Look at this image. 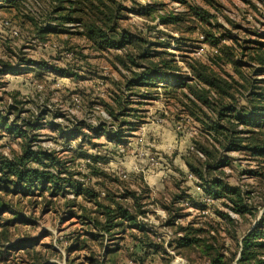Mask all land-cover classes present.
Wrapping results in <instances>:
<instances>
[{
	"label": "trees",
	"instance_id": "trees-1",
	"mask_svg": "<svg viewBox=\"0 0 264 264\" xmlns=\"http://www.w3.org/2000/svg\"><path fill=\"white\" fill-rule=\"evenodd\" d=\"M27 1L0 0V10L19 11ZM152 1L144 15L155 10L164 11L163 0ZM171 1L179 2L184 10L164 12L160 16L161 24L190 31L201 25L203 42L210 46L207 61L181 54V61L190 74H185L180 60L169 50L172 40L178 44V49L188 47L186 38L178 40L156 31L153 26H150L155 28L153 34L149 30L146 33L134 32L124 27V7L119 0H50L52 10L49 18L53 24L38 28L41 38L48 34L81 37L90 50L111 57L119 78L96 76L95 80L103 81L95 84L103 86L104 90L90 103L102 107L112 123L108 128L107 122L96 127L80 122L72 130H65L53 121L44 124L42 119L47 113H41L34 120L22 119L18 92L14 93V102L8 105V110L16 114L14 118L11 120L0 112V264H13L11 253L17 249H27L30 257L22 264H60L49 263V258L35 249L33 243L31 248L25 242L8 245L13 242L14 231H18L19 225L34 224L27 220L24 209L37 211L42 206V210L48 213L57 201H64L66 216L63 221L77 218L82 225L81 231L70 237V244L65 246L69 254L86 249L87 242L91 240L102 247V258L108 257L115 263L122 249L118 239L130 236L136 248L135 263L146 264L149 255L160 254L161 264H170L172 255L138 220L148 212L144 209L151 193L145 190L139 193L138 188L133 190L128 183L132 179L140 181L142 176L112 170L108 168L109 156L100 150L90 152V149L98 148L93 138L102 136L108 143L119 147L126 130L137 131L145 124L141 106L148 100L158 99L161 94L168 105L183 115L178 122L194 125L192 148L182 156L189 170L187 173L177 170L181 178L167 174L171 186L166 187L159 200L170 217L167 225L175 228L169 247L186 258L189 264H234L240 254L238 264H264V213L258 217L259 209L264 207V78L256 77L264 75V43L251 41L252 45L239 44L242 49L240 57L247 58L246 65L236 58L232 44L223 43L227 35L216 34L214 29L218 28L210 22V12L192 0ZM4 23L10 26L9 21ZM14 31L17 30L11 33ZM68 44L65 51L81 53ZM23 61L22 65L31 62L35 68L20 70L11 64H3L0 77L24 71L35 72L41 81L46 73L56 78L77 80L81 77L73 69ZM133 105L137 106L133 108ZM58 114L54 117H59ZM45 126L58 133L54 139L62 142L63 150L48 149L41 144L37 131ZM86 129L89 133L85 132ZM16 143L18 150L14 148ZM6 148L9 154L2 150ZM230 151L244 153L259 163L257 168L248 171L260 186L259 194L226 181L225 167L230 159L224 153ZM189 175L197 181L200 192L192 190L189 193L190 188L181 185ZM70 195L74 197L69 198ZM191 208L199 217L184 225L176 223V220L184 218L181 211ZM211 211L216 217H211ZM233 215L252 219L251 226L240 234L236 230L237 218ZM208 216L213 220H204ZM217 226L231 229L229 235L235 242L232 251L217 238ZM106 240L108 243L104 245ZM94 258H89L91 263H100ZM68 264L72 261L68 260Z\"/></svg>",
	"mask_w": 264,
	"mask_h": 264
},
{
	"label": "rangeland",
	"instance_id": "rangeland-1",
	"mask_svg": "<svg viewBox=\"0 0 264 264\" xmlns=\"http://www.w3.org/2000/svg\"><path fill=\"white\" fill-rule=\"evenodd\" d=\"M119 1L124 7L125 17L122 20L124 27L134 32L146 33L149 30L153 34L155 28H150L153 26L156 27V31L160 30L178 40L186 38L189 45L185 49H178V44L174 40H172L169 48L180 60V65L185 74L190 73L188 67L181 61V54L186 55L187 58L209 60L208 56L211 50L209 44L203 42L204 30L201 25L190 31L188 28L177 30L173 25L161 24L160 16L164 15V12L177 13L184 10L179 2L161 0L164 4V11L155 10L150 15H144L145 9L151 6L152 0ZM192 2L210 12V22H213L217 25L216 28L220 29V31L214 29L216 34L218 36L226 34L227 37L223 43L232 44L233 51L237 55L236 58L247 65V58L241 59L240 57L242 49H240L239 44L248 46L252 45L251 41L264 43V0H192ZM51 10L50 0H38V2L28 0L19 11L6 12L0 10V68L3 67V64H11L20 70L35 68L34 65H30L31 62H27L26 65L21 64L24 62L23 60H31L35 63L45 62L49 66L55 65L64 69L76 70L81 77L77 80L56 78L52 74L46 73L44 74L45 79L42 78L43 81H41L36 77L35 72L31 71H24L18 75H1V114L11 120L14 118L16 114L12 113V110H8V105L14 102L13 95L18 92L17 100L21 102L20 114L22 119L34 120L41 113H47L42 119L44 124L53 121L61 124L65 130H72L80 122L92 127L107 122L106 125L111 128L112 119L107 112L102 107L92 106L90 103L95 97L101 96L104 90L103 86L98 87L95 84L96 81L100 84L103 81L102 79L100 81L99 79L95 80L96 76L119 78L118 71L111 64V57L102 55L100 51L90 50L89 45L81 37L48 34L41 38L38 34V28L53 24L49 18ZM5 21H9L10 26H6ZM15 29L18 31V35L11 33ZM67 42L69 43L68 47L81 53L73 54L65 51ZM244 68L248 71L247 66ZM256 77L263 79L264 75ZM146 102L143 106L139 105L142 107V114L145 115V124L140 126L137 131L126 130L124 141L119 147H115L114 143H108L104 136L93 138V143L98 144V148L90 149V152L96 153L100 150L102 154L109 156L111 160L108 168L112 170L142 176L140 181L132 179L128 183L131 189L136 190L138 188L139 193L141 190L151 193L144 209L148 212L143 216L141 215L144 218L142 225L145 224L146 228L158 237V240L172 255L170 264L175 261L181 264L182 260L186 262L188 260L177 255L168 245V242L174 237L175 228L167 225L170 217L161 207L159 200L165 194L166 187L170 185L168 177L165 176L169 174L181 178L177 170L186 173L189 170L182 156L186 155L187 151L192 148L191 136L194 134V125L190 122H178V119L183 115L178 114L174 106L168 105L162 94L158 99ZM136 106L133 105V108ZM56 113H59L57 118L54 117ZM132 121L136 122V119ZM86 130L85 132L89 133L88 129ZM37 133L45 148L63 150L62 142L54 139L58 133L49 126L39 129ZM86 147L88 148V146ZM14 148L19 149L17 143ZM2 150L9 154L7 148ZM224 156L230 159L229 165L225 167L226 181L230 185H242L245 190H255L256 195L259 194L257 192L261 191L260 186L248 172L257 168L259 163L239 151L226 152ZM81 169L84 170L82 167ZM78 178L83 180L81 177ZM181 185L184 188H190L189 193L192 190L200 192L197 189V181L194 179H187ZM73 197V195L69 196V198ZM80 200L82 199L80 198ZM63 204L64 201H57V205L48 213L42 210V206L37 211L24 209L23 214L27 220L34 222V224L19 225L18 231H14L13 242L8 243V245L15 242H25L31 248L34 244L35 249L37 248L43 256L49 258V263L68 264V260H70L72 264H93L89 258L94 256V259L100 262L97 264H137L134 262L136 248L130 236L118 239L122 249L121 255L115 260V263L107 259L108 257L102 258L104 254L102 247L91 240L87 242L88 247L86 249L69 254L65 246H68L71 238L81 231L82 225L77 222V218L64 219L63 221L62 218L66 216ZM223 210L227 211V209ZM263 213L264 207H261L258 217H261ZM181 214H184V218L176 220V223L183 225L199 217L197 211L192 208L182 210ZM189 214L191 215L189 216ZM210 215L213 218L216 217L212 211ZM233 216L237 218L236 230L240 234L251 226L252 219L250 221ZM204 220L213 219L208 216ZM217 227L219 229V233H216L217 238L222 244H227L232 251L235 242L229 235V232H232L231 229L229 230L226 226ZM107 243L106 240L104 245ZM27 252V249L13 250L10 257L13 264L27 262L30 259ZM146 264H161V255H149Z\"/></svg>",
	"mask_w": 264,
	"mask_h": 264
},
{
	"label": "built area",
	"instance_id": "built-area-1",
	"mask_svg": "<svg viewBox=\"0 0 264 264\" xmlns=\"http://www.w3.org/2000/svg\"><path fill=\"white\" fill-rule=\"evenodd\" d=\"M14 34L17 35L18 32H17V31H14ZM188 178H189V179H192V175H189ZM186 204H188V203H186ZM143 219H144V218H142V216H140V217L138 218L140 224L143 223V222H142ZM181 262L184 263V262H186V261H185V260H182Z\"/></svg>",
	"mask_w": 264,
	"mask_h": 264
},
{
	"label": "water",
	"instance_id": "water-1",
	"mask_svg": "<svg viewBox=\"0 0 264 264\" xmlns=\"http://www.w3.org/2000/svg\"><path fill=\"white\" fill-rule=\"evenodd\" d=\"M255 224H256V223H255ZM255 224L252 226L251 229H253V228L255 227ZM250 231H251V230H250ZM240 255H241V254H240ZM240 255H239L237 261H236L234 264H238V263H239L238 261H239V259H240V257H241ZM175 262H176V261H175ZM175 262H174V263H171V264H175ZM182 264H188V263H187V262H184V263L182 262Z\"/></svg>",
	"mask_w": 264,
	"mask_h": 264
},
{
	"label": "bare ground",
	"instance_id": "bare-ground-1",
	"mask_svg": "<svg viewBox=\"0 0 264 264\" xmlns=\"http://www.w3.org/2000/svg\"><path fill=\"white\" fill-rule=\"evenodd\" d=\"M175 264H180V263H178V262H175ZM182 264V263H181Z\"/></svg>",
	"mask_w": 264,
	"mask_h": 264
},
{
	"label": "crops",
	"instance_id": "crops-1",
	"mask_svg": "<svg viewBox=\"0 0 264 264\" xmlns=\"http://www.w3.org/2000/svg\"><path fill=\"white\" fill-rule=\"evenodd\" d=\"M165 175H166V174H165ZM166 176H167V175H166ZM166 176H165V177H166Z\"/></svg>",
	"mask_w": 264,
	"mask_h": 264
}]
</instances>
